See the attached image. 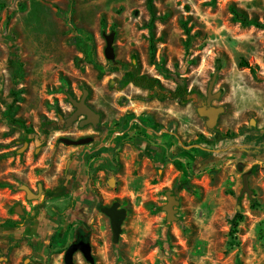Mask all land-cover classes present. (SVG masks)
<instances>
[{
	"label": "rangeland",
	"instance_id": "1",
	"mask_svg": "<svg viewBox=\"0 0 264 264\" xmlns=\"http://www.w3.org/2000/svg\"><path fill=\"white\" fill-rule=\"evenodd\" d=\"M153 1L155 22L147 0H0V32L16 37L25 71L16 85L0 42V224L18 223L0 228V264H63L83 228L95 264H264V30L231 10L264 24V0ZM105 32H116L113 62ZM129 69L167 90L184 80L191 101L120 90ZM215 72L222 97L213 105L227 109L210 131L197 108ZM85 89L101 126L92 144L64 145L58 116L68 117L69 95ZM245 175L251 198L242 195ZM37 183L55 199L23 221L13 212L25 200L19 186ZM168 191L179 196L177 222L163 210ZM116 201L128 211L118 244L101 212Z\"/></svg>",
	"mask_w": 264,
	"mask_h": 264
},
{
	"label": "water",
	"instance_id": "2",
	"mask_svg": "<svg viewBox=\"0 0 264 264\" xmlns=\"http://www.w3.org/2000/svg\"><path fill=\"white\" fill-rule=\"evenodd\" d=\"M104 39L106 41V47H105V58L109 62H113L116 60V51H115V41H116V32L111 33H104L103 34ZM219 72H215L212 80L209 84L208 93H207V100L206 105H202L197 108V113L200 117L204 118L206 120V127L208 130L213 131L216 129L219 119L221 115L225 113V107L220 106H212V103L214 101H218L222 97L221 92H214L216 82L218 79ZM89 95V91L85 89L83 91V97L81 100L75 99L72 95H69V101L71 104L76 108L75 113L66 120V127H71L75 122L79 120L80 117L86 116L87 120L81 123V126H84L86 124H93L95 127H98L100 124V114L95 112L88 104H87V98ZM251 126L255 125V121H251ZM94 138L89 137L86 139H80V140H70V139H62L65 145L67 146H83L88 145L93 142ZM29 144L26 143L25 146L18 151L19 154H22L28 149ZM239 170L242 171V167H239ZM249 176H244V189L242 192V195L248 194V196L251 198L253 195V191L249 188ZM115 179L111 178L109 180V186L113 187L115 186ZM22 190H24L28 194V199L33 200L36 197L31 196V190L27 186H22ZM167 197V205L163 207V210L166 212L167 215V222H177L178 219V210L176 209L179 207V196L175 195L173 191H168L166 193ZM101 212L105 214L110 219V224L112 228L113 233V243L118 244L120 240V236L122 234V227L124 224V221L127 218L128 211L127 209L123 208L121 203L119 201L114 202L111 206H106L101 208ZM78 251H81L85 258L91 263L95 264V259L92 255V249L91 245L89 243L85 244L83 242L72 244L68 250L65 253L64 261L65 264H75L74 263V254Z\"/></svg>",
	"mask_w": 264,
	"mask_h": 264
},
{
	"label": "trees",
	"instance_id": "3",
	"mask_svg": "<svg viewBox=\"0 0 264 264\" xmlns=\"http://www.w3.org/2000/svg\"><path fill=\"white\" fill-rule=\"evenodd\" d=\"M148 3V8L152 16V22H155L156 20V10L154 6V1L153 0H147ZM232 14L234 15V18L236 21L240 22L244 26H255L257 28L263 29L264 30V24L256 22V21H251L244 15L240 14V12L235 9L234 7L231 9ZM189 34V31H188ZM16 37L14 35H8L7 32L1 33L0 32V42H3L7 44V46L10 49V54H9V62L12 66L13 69V80L14 83L20 84L23 79H24V63L20 60L19 57V47L15 44ZM242 65V63H241ZM244 65V64H243ZM245 67H249L248 64L245 65ZM251 70V73L256 77V71L254 67H249ZM118 68H115L114 71H118ZM222 67L220 65L217 66V71H221ZM102 75V74H101ZM120 83V90L126 88L129 85H134L138 88L146 89L149 90L150 96L149 99H158L161 101L164 100H178L181 105H185L191 101V96L194 94L192 91L189 92L187 85L184 83V80L180 79L178 82V86L176 90H167L164 88L160 80L150 77L149 75H144L141 74L138 71H135L134 69H129L126 70L122 76V79L119 81ZM15 100L18 99V95H14ZM201 97V95H198ZM13 106L9 107V111H11ZM10 121L14 124H18L23 132L26 135H32L34 134L31 129H29L26 126V123L21 120V119H16L13 118L12 116L9 117ZM142 132H147V128H143ZM123 138H120L122 140ZM92 158V155L89 154L87 155L86 160H90ZM237 224L234 226V229L232 231V236H236L237 234ZM1 227H8V228H16L17 223L13 221H4L0 224Z\"/></svg>",
	"mask_w": 264,
	"mask_h": 264
},
{
	"label": "flooded vegetation",
	"instance_id": "4",
	"mask_svg": "<svg viewBox=\"0 0 264 264\" xmlns=\"http://www.w3.org/2000/svg\"><path fill=\"white\" fill-rule=\"evenodd\" d=\"M219 92H221V91H219ZM89 96H90V93L88 95V98H89ZM82 97H83V95H82ZM82 97H80L79 99L78 98H75V99L81 100ZM88 98H87V104L95 112L99 113L100 116H101V118H100V124L98 125V127H95L93 124H86L84 126H81V123L87 120V117L86 116H82L71 127H66V120L68 118H70L75 113V111H76V108L71 104L72 105V111L68 115V117H64V116H61V115L58 116V122L63 124V127H62V129L59 130V133H60V135H65V136H68L69 137V138L66 137V139H70V140H80V139H86V138L92 137V138H94L93 142L95 141V138H96L95 135H96L97 131L99 130L100 126H101L102 115H101L100 112H98L97 110H95L89 104ZM202 98L203 99H201L199 101V107L202 106V105H206L207 96L206 97H202ZM212 106H214L213 103H212ZM226 109L227 108L225 107V111H226ZM64 138L65 137H63V138L61 137L59 139L62 144H64V142L62 141V139H64ZM26 143L29 144V146H28V149H29L30 143L29 142H25V144ZM25 144H24V146H25ZM28 149L26 151H28ZM25 152H23V153H25ZM22 186H27L31 190V193H30L31 196H34L36 198L33 199V200H29L28 199V194L24 190L21 189ZM19 189L21 191H24L25 192V195H24V199L25 200L22 201V202L21 201H18L19 203H16L15 204V206L13 208V212H14L15 215H17L23 221L29 220L32 217V214L30 213L31 210L38 211L37 209L39 207H41L42 205H44L46 202H49L50 200L55 199L54 198L55 196H52V195H55L54 193L56 192V190H47L42 183H37V185L36 186H33V187H30V185H27V184H22V185L19 186ZM174 194H175V192H174ZM34 201H37L39 206L37 205L33 209H30V208H27L26 207V203H31V202H34ZM101 208H103V207H101ZM21 225L22 224H20V226ZM74 232H75L74 233V239L66 247L65 252H64V257H65L66 251L68 250V248L72 244L83 242L85 244L89 243L91 245L92 255H93L94 259H95V253H94L95 250H94V247H93V244H92L93 243V239H92L91 233L88 230H85L84 228L83 229H76ZM74 263L75 264H91L85 258V256L83 255V253L81 251H78V252H76L74 254ZM95 263H96V259H95ZM24 264H34V260L32 258H28V259L25 260ZM63 264H65V261H63Z\"/></svg>",
	"mask_w": 264,
	"mask_h": 264
}]
</instances>
